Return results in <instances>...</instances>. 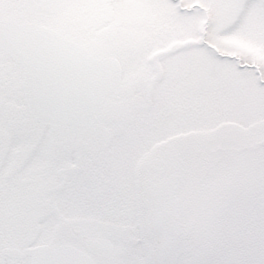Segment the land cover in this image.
<instances>
[{"label":"snow or ice","instance_id":"obj_1","mask_svg":"<svg viewBox=\"0 0 264 264\" xmlns=\"http://www.w3.org/2000/svg\"><path fill=\"white\" fill-rule=\"evenodd\" d=\"M0 264H264V0H0Z\"/></svg>","mask_w":264,"mask_h":264}]
</instances>
